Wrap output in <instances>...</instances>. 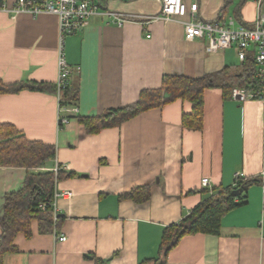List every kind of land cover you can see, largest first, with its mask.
<instances>
[{
	"label": "crops",
	"instance_id": "1",
	"mask_svg": "<svg viewBox=\"0 0 264 264\" xmlns=\"http://www.w3.org/2000/svg\"><path fill=\"white\" fill-rule=\"evenodd\" d=\"M95 1L101 11L139 17L116 25L110 14L96 13L65 36L78 111L58 127V16L15 12L10 10L15 0H0V79L54 86L0 93V124L55 146V156L43 165H0V217L5 194L19 189L28 171L57 165L74 172L55 182L54 189L71 195L55 200L58 218L51 230L40 231L38 219L32 218L31 234L17 232L15 249L3 253L2 263L151 264L158 259L155 264H264L262 182L247 186L246 201L223 214L217 234H186L164 259L158 249L164 227L178 222L213 187L233 185L237 171L247 177L264 172V101H240L223 96L219 87L205 88L200 128L182 124V115L192 110L186 98L93 133L78 119L136 101L142 89L159 87L167 73L197 77L236 69L241 62L235 49L209 52L202 38L183 37L180 21L144 19L159 13L161 0ZM187 1L197 3V15L205 20L233 17L251 24L258 14L264 17V0ZM203 176L210 187L201 184ZM136 185H149L147 200L121 196Z\"/></svg>",
	"mask_w": 264,
	"mask_h": 264
},
{
	"label": "trees",
	"instance_id": "2",
	"mask_svg": "<svg viewBox=\"0 0 264 264\" xmlns=\"http://www.w3.org/2000/svg\"><path fill=\"white\" fill-rule=\"evenodd\" d=\"M236 69L222 68L213 73L193 77L179 73H167L162 76L161 84L156 88H145L140 91L136 101L119 107L109 108L95 116H79L78 119L87 132L93 133L101 128L119 125L151 107L161 106L177 98H186L192 104L190 113L182 115V124L200 128L203 115V92L208 87H219L223 96H230L234 86H254L257 84L256 63L253 54L248 52ZM53 85L45 81L21 80L4 82L0 79V93L16 92L21 89L53 90ZM65 97L77 99L69 84ZM55 156V146L37 139H28L25 135L8 124H0V165H18L30 169L43 165ZM74 175L73 171L58 169L42 172L28 171L22 186L5 194L3 213L0 217V264L4 252L14 250L13 237L17 232L26 236L31 234L29 223L32 218L39 221L40 231L51 230L53 224L52 200L56 180ZM254 182H263L256 175L245 177L238 183L227 187H213L215 193L194 205L181 219L164 227L159 243L162 257L179 239L191 233L217 234L223 214L234 206L246 201V189L234 195L232 189ZM124 198L142 202L149 198V185H136L121 194ZM43 203L44 209L38 205ZM58 218V214H57ZM56 218V219H57ZM158 261V259H156ZM153 260L151 264H155ZM159 263V262H158Z\"/></svg>",
	"mask_w": 264,
	"mask_h": 264
},
{
	"label": "built area",
	"instance_id": "3",
	"mask_svg": "<svg viewBox=\"0 0 264 264\" xmlns=\"http://www.w3.org/2000/svg\"><path fill=\"white\" fill-rule=\"evenodd\" d=\"M1 6L6 7V2L1 1ZM12 11H28L32 15L41 12H50L58 16V45H57V76L54 82L57 98V126L66 123L69 113L77 114L78 108L73 100L65 97V90L70 84L69 76L71 68L65 58L64 38L68 34L80 30L89 18L96 13H108L116 25L136 19L139 15L120 13L117 11H101L99 2L95 0H15ZM161 18L164 20H178L183 27V37L186 40L202 38L206 51L212 52L226 47H233L239 60H243L249 49L256 63L257 84L254 86H234L230 96L244 101L246 99H258L264 101V17L258 14L251 24L236 23L233 17H217L212 20L201 19L197 15V3L187 0H161L160 11L156 15L144 17V19ZM149 36V34H147ZM56 165L52 170L57 171ZM247 177L243 171H237L234 175V184ZM264 183V172L260 175ZM203 186L209 185V178H201ZM264 194V186H263ZM70 190L53 191L52 216L57 218L55 200L58 197H69ZM45 208L43 203L38 205ZM64 240V235L57 236Z\"/></svg>",
	"mask_w": 264,
	"mask_h": 264
},
{
	"label": "water",
	"instance_id": "4",
	"mask_svg": "<svg viewBox=\"0 0 264 264\" xmlns=\"http://www.w3.org/2000/svg\"><path fill=\"white\" fill-rule=\"evenodd\" d=\"M247 186L248 185H242V186H240V187H234L233 189H232V193L234 194V195H239V194H241L242 193V191L244 190V189H246L247 188Z\"/></svg>",
	"mask_w": 264,
	"mask_h": 264
},
{
	"label": "rangeland",
	"instance_id": "5",
	"mask_svg": "<svg viewBox=\"0 0 264 264\" xmlns=\"http://www.w3.org/2000/svg\"><path fill=\"white\" fill-rule=\"evenodd\" d=\"M210 192H211V193H210L209 195H212V194H214V193H215V192H214V191H212V190H211Z\"/></svg>",
	"mask_w": 264,
	"mask_h": 264
}]
</instances>
